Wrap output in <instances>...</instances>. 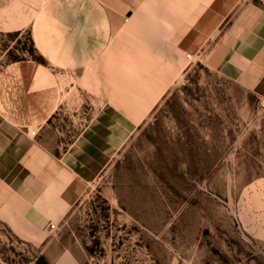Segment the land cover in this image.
Returning a JSON list of instances; mask_svg holds the SVG:
<instances>
[{"label": "rangeland", "instance_id": "obj_1", "mask_svg": "<svg viewBox=\"0 0 264 264\" xmlns=\"http://www.w3.org/2000/svg\"><path fill=\"white\" fill-rule=\"evenodd\" d=\"M174 5L167 11L177 21L186 8ZM163 10L152 15L158 40L167 28ZM134 11L126 15L127 42H112L104 72L62 80L80 82L95 108L109 102L112 143L119 142L53 232L35 230L12 206L1 181L12 154L0 117V264H264L261 99L199 54L176 57L174 65L148 56L135 37L155 36L157 19L146 14L135 25ZM31 40L29 30L0 32V71L32 59ZM81 106L92 107L89 100ZM63 118L52 127L72 131Z\"/></svg>", "mask_w": 264, "mask_h": 264}, {"label": "crops", "instance_id": "obj_2", "mask_svg": "<svg viewBox=\"0 0 264 264\" xmlns=\"http://www.w3.org/2000/svg\"><path fill=\"white\" fill-rule=\"evenodd\" d=\"M174 4L186 8L177 21L167 11ZM132 7L135 25L146 14L157 19L151 23L154 38L135 37L148 56L174 65L176 57L199 54L205 65L264 99V1L0 0V32L29 30L36 54L45 60L14 61L0 71V117L4 132L9 129L5 152L12 154L1 181L13 193L16 213L37 231L73 209L118 146L111 139L109 102L98 100L95 108L80 82L65 86L62 80L104 72L112 42L117 36L127 42ZM160 9L167 11V28L158 40L159 18L152 15ZM88 100L92 107L82 108ZM72 103L76 108L69 110ZM58 115L72 122V131L52 127Z\"/></svg>", "mask_w": 264, "mask_h": 264}, {"label": "trees", "instance_id": "obj_3", "mask_svg": "<svg viewBox=\"0 0 264 264\" xmlns=\"http://www.w3.org/2000/svg\"><path fill=\"white\" fill-rule=\"evenodd\" d=\"M30 53L32 55V59L35 60V61H38V62H41V63H44L45 60L42 56H39L36 54V50L34 48V43L33 41L31 40V46H30ZM22 59H18V60H15V61H20ZM150 142H152V140H150ZM121 164V161H119L117 164H116V168H118ZM36 264H43V260L39 259Z\"/></svg>", "mask_w": 264, "mask_h": 264}, {"label": "built area", "instance_id": "obj_4", "mask_svg": "<svg viewBox=\"0 0 264 264\" xmlns=\"http://www.w3.org/2000/svg\"><path fill=\"white\" fill-rule=\"evenodd\" d=\"M260 102H261L262 105H264V99H261ZM30 134H31L32 136H35V135H36V131L34 130V131L30 132ZM56 229H57V225H56L55 223L51 222V223L49 224V226H48V230H49L50 232H53V231H55Z\"/></svg>", "mask_w": 264, "mask_h": 264}]
</instances>
